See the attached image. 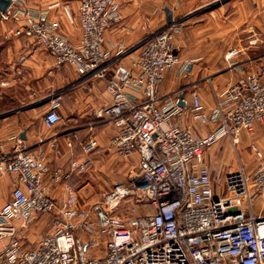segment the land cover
Masks as SVG:
<instances>
[{
    "label": "built area",
    "instance_id": "1",
    "mask_svg": "<svg viewBox=\"0 0 264 264\" xmlns=\"http://www.w3.org/2000/svg\"><path fill=\"white\" fill-rule=\"evenodd\" d=\"M77 3L82 31L75 42L46 13L27 8L24 0H11L0 11V20L21 18L15 34L32 37L56 65L66 63L80 74L105 79L111 101L97 115L115 124L109 145L116 155H136L142 183L115 184L90 206L78 205L76 190L65 183L66 196L57 202L47 191V180H65L74 171L86 170L93 161L95 138L81 144V157L69 156L66 170L51 169L43 151L4 153L0 171L8 170L16 183L0 205V240L6 239L0 264H264V212L254 214L253 207L264 198V148L251 142L253 168L246 170L239 161L218 179L203 156L220 136L228 137L235 149L242 131L252 134L255 123L264 122V61L259 59L240 81L227 84L207 112L194 90L190 102L172 92L159 95L165 70L180 62L173 39L176 25L150 32L129 66L117 62L109 72L103 33L118 19L117 2ZM63 11L72 21L67 3ZM114 46L117 55L125 49L122 42ZM235 55L233 49L225 54L228 66L234 67ZM185 66L180 64V72ZM50 102L42 115L47 128L61 120L60 95ZM188 109L195 120L214 122L215 128L201 135L187 125L168 123ZM129 192L137 203L129 211L137 206L144 210L124 216L114 207ZM41 213H52L51 229L27 244L22 227Z\"/></svg>",
    "mask_w": 264,
    "mask_h": 264
},
{
    "label": "crops",
    "instance_id": "2",
    "mask_svg": "<svg viewBox=\"0 0 264 264\" xmlns=\"http://www.w3.org/2000/svg\"><path fill=\"white\" fill-rule=\"evenodd\" d=\"M116 2L118 19L103 33L104 48L110 55L109 72L117 62L129 66L141 49L145 37L150 32L166 26L153 28L155 24H151V29L143 28V23L158 16L159 0ZM65 3L68 4L72 21L63 11ZM24 4L29 9L46 13L50 20L56 22L58 30L71 42L80 37L82 29L78 21L77 0H24ZM164 8L169 9L166 5ZM216 9L218 24L214 31L208 33L218 32L220 44L210 45L200 56L202 61L180 60L173 69L165 70L159 86V95L172 92L186 98L188 102L191 101V91H196L207 112L215 104L216 99L222 97L227 84L240 81L244 71L254 69L259 59L264 61V0H221ZM169 10L172 20V10ZM164 14L166 20L165 9ZM21 20L16 16L0 20V158L4 153H12L19 148L38 150L44 152L51 169L61 167L66 170L69 156L81 157L83 155L81 144L90 138H95L97 145L91 152L93 161L100 162V159L109 160L111 156H117L109 145L111 136L117 130L115 124L108 116L97 115L99 108L111 101V96L105 88V79L92 74H80L66 63L56 65L54 57L32 37L15 34V28L19 27ZM212 26L207 22L202 28L210 29ZM117 42H122L125 47L120 55L116 54L114 46ZM231 49L236 51L233 57L234 67L228 66L225 59V54ZM224 60L227 63L224 71L213 76L217 84L212 83L209 87L206 82L200 80L201 77L209 75L206 72L211 70L213 63L222 65ZM182 63L186 66L180 72L179 67ZM202 69L206 70L205 73ZM55 94L60 95L58 114L61 120L55 126L47 128L42 115ZM168 123L187 125L201 135L215 128L214 122L202 124L195 120L193 112L189 109L181 116H173ZM258 124L261 125L260 122H256L254 132L251 134L254 136L256 133L255 140L248 141L247 132L242 131L235 149L247 141L248 147L254 142L264 148V137L261 136L264 127L259 131ZM224 138L228 139L220 136L215 142H220ZM227 148L223 141L219 144L218 151L227 154ZM130 158L137 162L136 155ZM204 160L206 162L205 156ZM220 170L224 171L223 168ZM229 170L232 169L222 174ZM74 177L71 174L65 180H47V191L57 202L62 201L66 196L64 185L73 184ZM15 183L16 178L8 170L0 171V205L9 198L10 190Z\"/></svg>",
    "mask_w": 264,
    "mask_h": 264
},
{
    "label": "rangeland",
    "instance_id": "3",
    "mask_svg": "<svg viewBox=\"0 0 264 264\" xmlns=\"http://www.w3.org/2000/svg\"><path fill=\"white\" fill-rule=\"evenodd\" d=\"M219 3H221V0H159L158 16H155L152 21L149 20L143 24L148 27V30L152 28L150 27L151 24H155L153 28L171 24L176 25L177 29L174 32L173 39L179 55V61H202L200 56L209 49L210 45L218 46L221 42L218 32L208 33L209 31H214L217 27L216 6ZM164 5L172 10L173 16L169 23L165 20ZM208 16H210L209 19L207 18ZM207 22L213 26L210 27V29L202 28L203 24H207ZM261 43L262 41L260 44ZM259 49L261 50V47ZM226 64V60H224V64L222 65L213 63V66L210 68L211 70L208 69L210 71L206 72L209 75L201 77L200 80L206 82L209 87H211L212 83L217 84L214 82L213 76L223 72ZM202 71L204 72L206 70L202 69ZM258 125L259 131H262L264 122ZM247 134L248 141L255 140L256 133L254 136L249 133ZM261 136L264 137V132ZM223 141L228 147L227 154L218 151V146ZM248 141L243 142L239 148L234 149L231 142L224 138L220 142H214L207 147L204 150V156L212 177L215 179L219 177L223 178L225 174L222 173L228 169L235 168L239 161L245 165L246 169L253 168L255 159L247 146ZM73 157L76 158L77 156ZM220 168H223L224 171L220 170ZM72 175L75 176L72 185L74 190H76L78 205L84 206H90L96 200L101 199L102 193L109 191V188L115 184L129 186L133 184V182H135L136 185L142 183L137 169V162L130 157L120 158L118 156H111L109 160L104 158L102 160L100 159V162L92 161L91 165L86 170L79 172L74 171ZM219 183L220 182H215V186L220 187ZM134 203L137 204L135 195L129 192L117 203L114 207V211L125 216L128 212L138 214L144 210L141 208L139 209V206H137L135 211H129V208ZM253 207L254 214L264 212V198H258L254 202ZM146 210L150 211L152 207L146 205ZM51 218L52 213L37 214L30 224L23 226L21 236L25 243L33 244L41 235L50 231ZM5 242L6 239L0 240V248Z\"/></svg>",
    "mask_w": 264,
    "mask_h": 264
},
{
    "label": "water",
    "instance_id": "4",
    "mask_svg": "<svg viewBox=\"0 0 264 264\" xmlns=\"http://www.w3.org/2000/svg\"><path fill=\"white\" fill-rule=\"evenodd\" d=\"M11 3V0H0V11H4L9 4ZM165 12H166V20L167 22L171 20V12L169 9L164 8ZM182 103V101L180 102V104Z\"/></svg>",
    "mask_w": 264,
    "mask_h": 264
}]
</instances>
